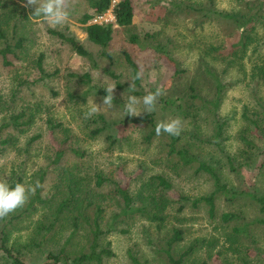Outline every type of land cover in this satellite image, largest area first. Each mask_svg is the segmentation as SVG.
Listing matches in <instances>:
<instances>
[{"label": "rangeland", "instance_id": "obj_1", "mask_svg": "<svg viewBox=\"0 0 264 264\" xmlns=\"http://www.w3.org/2000/svg\"><path fill=\"white\" fill-rule=\"evenodd\" d=\"M12 1L19 4L15 9V34L21 37L22 45L14 50V55H6L7 63L0 60V177H6L13 186L38 183L36 195L45 198L50 191L58 194L55 185L59 166L73 163L81 167L78 173L90 185H93L95 173L118 183L131 177L129 190L132 192L149 176L163 174L171 184L168 194L176 199L177 194H181L187 201H182L184 207L180 211L177 207L181 203H172L162 222L149 221L139 213L111 219L110 213L118 211L113 205L111 185L105 182L96 188L100 196L95 199L104 206L99 218L101 235L97 250L106 246L111 252L109 256H102L101 264H169L166 249L173 257L181 255L180 264H264V228L256 222L261 215L254 203L244 196L230 202L217 194L211 214L203 202L191 206L193 198L211 192L210 178L195 171L193 165L181 169L176 161L167 157L165 134H156L149 140L144 138L149 131L145 116L149 115L156 125L158 121L174 118L171 111L163 109L158 101L155 112L123 116V94L125 100L129 94L139 97L157 86L166 90L159 100L181 93L186 95L188 86H192L200 97L194 100L196 105L213 99V83L203 71L206 64L225 84L219 105L214 109L206 104L205 111L183 120L185 131L180 138L187 139L185 142L190 150L214 167L228 187L245 190L254 185L263 189L264 168H259V159L235 171L227 164L228 157L236 164L240 146L238 135L249 130L241 113L249 114L255 108L254 100L264 96V84L250 77L252 72H258L256 66L264 62L261 60L264 55L262 25L256 23L243 51L226 65L221 58L232 56L234 48L230 45L237 41L240 29H234L224 20L214 19L209 11H203L207 15H202L186 9L185 4L197 0H130L133 8L131 24L113 31L105 48L111 55L107 59L102 55L101 47L86 39L78 22L82 13L91 11L87 0H70L69 19L56 28L42 16L33 15L35 6L25 7L27 0ZM176 2L178 7L174 6ZM201 2L205 7L218 10L247 9L243 6L246 0ZM249 3L254 9L256 0H249ZM49 29L72 35L90 52L91 58L76 56L70 46L49 34ZM129 35L136 36L133 43L129 41ZM158 43L164 45L165 54L154 49ZM122 50L127 51L138 70L143 68L145 71V78L135 84V91L129 88L130 69L122 58ZM38 55L44 72H54L42 79L35 62ZM174 68L183 71L173 75ZM69 73H87L89 80L80 81ZM108 83L116 85L115 107L85 119L84 113L91 101L101 103L106 95L101 85ZM82 92L83 98L68 96V93L75 96ZM18 113H21L19 120L28 123L9 124L11 115ZM51 124L56 125L50 131L48 126ZM216 125H221L218 138L214 135ZM94 129L99 131L95 133ZM56 141L64 142L65 152L62 160L55 164L52 159ZM71 148L78 149L80 155L71 152ZM117 168L121 170L120 175ZM34 197L0 221V232L6 233V246L13 252L18 251L30 264H40L44 252H56L53 242L64 237L54 230L48 235L53 242L37 244L43 233L37 226L47 210ZM91 209L87 210L89 219ZM222 213L235 216L223 221ZM172 226L181 229V239L168 248ZM62 227V236L72 228L69 220L62 223ZM88 228L89 224L79 221L75 233L65 243L64 252L68 257L88 251ZM187 248L188 253L182 255ZM0 264H9L5 255H0Z\"/></svg>", "mask_w": 264, "mask_h": 264}, {"label": "trees", "instance_id": "obj_2", "mask_svg": "<svg viewBox=\"0 0 264 264\" xmlns=\"http://www.w3.org/2000/svg\"><path fill=\"white\" fill-rule=\"evenodd\" d=\"M22 2V0H20ZM202 0L192 1L185 4L186 9L190 11L200 12L202 15H207L206 12L209 11L211 17L214 19L224 20L226 23L234 27V29L239 30L237 41L231 43V48H234L231 52L232 56L229 58L222 57L221 60L225 61L226 65H229L234 61L242 51L243 47L246 45L250 39V34L256 28V23L262 25L264 29V0H256V4L249 6V0H246L245 6L247 9L242 10L241 8L231 9V10H218L210 7H205ZM209 3L212 0H207ZM241 1V0H239ZM89 8L91 11L84 12L78 18V22L82 25V30L85 33L86 39L103 49L102 55L110 59V53L105 51L107 45L112 39L113 31L116 28L126 27L131 24L133 16V8L130 0H116L112 6V13L114 16V22L105 25L88 24L87 21L95 14L105 10L110 3V0H87ZM18 3L12 0H0V60L4 63L7 54H15L14 50L20 48L22 45L21 37L16 36V25L15 17L17 16ZM239 5V4H238ZM175 7H178L176 2ZM11 22L9 28H7L8 23ZM6 26V28H5ZM47 32L51 35L56 36L58 39L70 46L71 50L76 56L81 58L90 59V52L86 50L78 41L70 34H65L60 30L49 29ZM9 36V38H7ZM147 37V36H146ZM128 39L130 42H134L136 36L129 35ZM12 42V43H10ZM154 49L165 54L164 45L155 44ZM121 55L125 63L130 69L131 79L134 74L138 71L137 66L130 58L126 50L121 51ZM38 55L36 58V67L40 73V79L45 76L53 74L46 73L40 66V58ZM172 63L174 61L168 56H165ZM261 60L264 59V55L261 56ZM258 72H252L250 77H254L256 82L259 81L264 84V62L256 66ZM182 69L174 68L173 75H177L182 72ZM203 71L205 75L212 81L214 87L213 99L204 100V104L199 103L196 105L194 103L195 99H198V95L194 92L192 86H188V94L181 93L172 98H161L159 102L163 106V109L171 111L174 117H181L183 120L191 118V115H198L199 112L205 111L206 104H210L217 108L220 101V94L223 91L225 84L219 78L215 70L203 65ZM70 76H76L80 81L86 82L89 80L87 73L76 74L69 73ZM139 80L135 81L138 84ZM155 89V88H154ZM152 89V90H154ZM84 92L77 94L68 93L69 97H84ZM200 99V97H199ZM255 108L249 112V114L243 111L241 116L244 123L249 126V130L245 133L238 135L239 147H238V159H235L233 164L231 158H227V164L231 171L240 170V168L246 167L250 162H256L259 159V168H264V96L254 100ZM21 113L16 115H11L9 124L11 125H22L28 123L27 120H19ZM147 123L149 125V131L144 136L146 140H149L152 136L156 135L155 127L152 119L149 115L145 116ZM3 125V124H2ZM7 125V124H6ZM56 124H51L48 128L53 130ZM221 125H216L215 137L218 138L220 135ZM49 131V132H50ZM99 129H94L93 132L97 133ZM51 133V132H50ZM167 136V152L166 155L172 161H176L181 169L194 166V170L197 172H202L206 174L212 183V190L209 194L195 197L191 200V206H196L198 203L203 202L207 206V211L209 214L213 212L214 209V198L217 194L223 195L230 202L236 197L244 196L250 199L256 206L257 211L260 213L261 217L256 219V222L260 223L264 228V186L263 189H258L257 186H250L245 190L233 189L227 186L225 182L221 180V175L210 166L204 160L200 159L195 152L190 150V146L185 142L186 138H180V136ZM51 136V135H50ZM52 138V136H51ZM53 139V138H52ZM64 142L56 141V149L54 150L53 163H59L63 158V153L65 152ZM71 152L74 154H79L80 151L76 148H71ZM252 157V158H251ZM60 168V169H59ZM59 174L57 175V184L55 185L58 189L56 192L58 194L52 193L50 191L49 195L45 198H41L35 194L34 199L45 207V211L42 215L43 221H39L37 226L43 233L40 234V240L37 244L44 243L46 241L53 242L49 238V232L55 230L54 233L60 234V237H64L63 240L54 241V247H56V252L47 251L44 252L43 260L40 264H89L90 262H95V264H101L102 256L111 255L110 250L105 246L97 250L98 238L101 235L99 229V218L104 211V206L97 203L96 197L100 196V192L96 188L103 185V183H109L111 185L110 193L112 194L113 205L118 209L117 212H111L109 217L116 220L119 215H127L131 213H139L149 221H163L168 214L166 213L168 208L171 207L172 203H181L177 210L183 209L184 204L182 201H187V197L181 194H177V199L172 198L168 192L172 189L169 180L163 174H153L147 178L146 182H142L136 188L135 191H130L131 177L127 181L115 182L112 179L103 176L101 173L94 174L93 185L84 182V176L78 173L80 166L78 167L74 163L71 165L59 166ZM121 170L117 168V174L120 175ZM134 179V178H133ZM89 207H92L90 213L87 214ZM70 213V214H69ZM235 215L232 213H222L220 215L221 220L229 221ZM45 219V220H44ZM70 221L72 228L68 231L67 235L62 236V223ZM83 221L89 224L88 232L90 235L88 251L79 252L74 254L72 257H68L65 251V243L70 240L71 236L75 233V229L78 226L79 221ZM157 225V224H156ZM244 227V226H242ZM58 229V230H57ZM239 231V228H235ZM61 230V231H60ZM40 233V232H39ZM0 255H5L8 259L9 264H30L28 260L21 255L18 251L13 252L9 247L6 246L7 237L6 233L1 230L0 232ZM181 239V229L172 226L170 229V234L168 235V248L172 243L178 242ZM61 241V242H60ZM107 245V243H106ZM189 248L184 251V254L188 253ZM166 258L169 264H180L181 255L178 257H173L169 250H165ZM198 264H205L204 262Z\"/></svg>", "mask_w": 264, "mask_h": 264}, {"label": "clouds", "instance_id": "obj_3", "mask_svg": "<svg viewBox=\"0 0 264 264\" xmlns=\"http://www.w3.org/2000/svg\"><path fill=\"white\" fill-rule=\"evenodd\" d=\"M24 6H35L33 15L42 16L53 28L64 25L70 15V0H27ZM153 76H155V74H153ZM144 78L145 71L141 68L134 74L132 79H130L131 83L129 88L135 91V81L143 80ZM115 86L114 83H108L107 86L101 85L106 95L99 104L94 102V99L91 101L84 113L85 119L98 115L102 110L108 111L115 107L113 103L115 98ZM165 94L166 90L159 86L155 87L154 90L146 92L143 96L138 97L129 94L126 100L123 94V116L125 114L129 116H141L143 114L155 112L157 110L159 98ZM183 131H185L184 121L179 116L158 121L155 127V133L157 135L167 134L169 136L178 137ZM39 186L38 183L35 185L16 183L13 186L9 184L6 177H0V221L22 208L30 198L36 194V189Z\"/></svg>", "mask_w": 264, "mask_h": 264}, {"label": "built area", "instance_id": "obj_4", "mask_svg": "<svg viewBox=\"0 0 264 264\" xmlns=\"http://www.w3.org/2000/svg\"><path fill=\"white\" fill-rule=\"evenodd\" d=\"M116 0H110L109 6L102 12L95 13L88 21V24L105 25L114 22L112 6Z\"/></svg>", "mask_w": 264, "mask_h": 264}]
</instances>
